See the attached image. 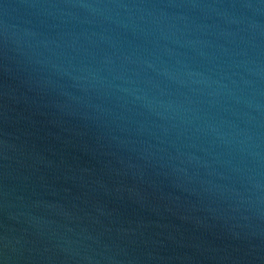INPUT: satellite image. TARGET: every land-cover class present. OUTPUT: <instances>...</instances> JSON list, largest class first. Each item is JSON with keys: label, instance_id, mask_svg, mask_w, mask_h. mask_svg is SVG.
I'll return each mask as SVG.
<instances>
[{"label": "water", "instance_id": "1", "mask_svg": "<svg viewBox=\"0 0 264 264\" xmlns=\"http://www.w3.org/2000/svg\"><path fill=\"white\" fill-rule=\"evenodd\" d=\"M0 264H264V0H0Z\"/></svg>", "mask_w": 264, "mask_h": 264}]
</instances>
